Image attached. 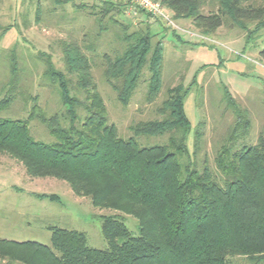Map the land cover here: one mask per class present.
Wrapping results in <instances>:
<instances>
[{"label":"trees","instance_id":"1","mask_svg":"<svg viewBox=\"0 0 264 264\" xmlns=\"http://www.w3.org/2000/svg\"><path fill=\"white\" fill-rule=\"evenodd\" d=\"M103 1L102 14L115 7ZM156 1L173 18L190 19L204 35L225 26L237 28L250 42L264 27V0ZM5 29L0 24V37ZM122 29L118 38L124 49L103 55L102 75L127 105L147 66L146 99L153 101L161 85V43H152L148 29ZM60 46L64 70L48 57L43 75L55 86L62 109L47 115L34 105L28 115L45 125L55 141L34 139L25 119L0 118V152L18 160L28 175L64 180L92 205L133 215L138 235L129 232L121 215H104V249L88 246L83 232L49 226L50 247L0 242V259L6 264H238L234 259L242 257L264 264V129L255 144L236 146L249 133L250 111L225 94L233 122L214 168L206 160L198 167L187 146L191 125L182 105L187 93L182 84L167 89L156 109L161 118L129 126L133 136L124 138L108 122L89 57L73 39ZM259 54L264 59V46ZM15 63L0 110L16 93ZM202 126L200 121L194 127V147ZM148 135H167L166 142L141 145L135 139Z\"/></svg>","mask_w":264,"mask_h":264},{"label":"rangeland","instance_id":"2","mask_svg":"<svg viewBox=\"0 0 264 264\" xmlns=\"http://www.w3.org/2000/svg\"><path fill=\"white\" fill-rule=\"evenodd\" d=\"M108 1L115 7L102 14L103 0H0V24L6 26L0 37V98L7 93L14 62L19 79L15 96L0 110V118L25 119L34 139L55 141L45 125L36 118L28 119V115L34 105L47 115L62 109L55 86L43 75L44 61L49 57L63 71L60 41L73 39L90 59L108 122L117 127L120 136H133L129 126L139 121L161 118L156 109L166 98L167 89L182 84L187 90L182 105L191 125L187 146L198 167L206 160L214 168L213 159L233 122L226 93L250 111L249 133L236 146L257 142L264 129V59L259 54L264 46V27L250 42L237 28L225 26L204 35L190 19L173 18L163 6L170 22L125 0ZM122 25L128 26L127 31L148 29L152 43H161V85L153 101L146 99L147 66L142 68L127 105L118 101L102 75L103 55L115 56L124 49L118 38L123 36ZM200 121L201 137L194 147L193 130ZM166 138L148 135L135 139L141 145H152L165 143ZM113 214L121 215L129 232L138 235L133 215L92 205L64 180L28 175L18 160L0 152V242L32 241L50 247L49 226H57L83 232L88 246L104 249L108 245L101 216ZM234 261L252 264L242 257ZM0 264L6 261L0 259Z\"/></svg>","mask_w":264,"mask_h":264},{"label":"built area","instance_id":"3","mask_svg":"<svg viewBox=\"0 0 264 264\" xmlns=\"http://www.w3.org/2000/svg\"><path fill=\"white\" fill-rule=\"evenodd\" d=\"M132 6L144 10L153 17H162L170 22L169 15L162 5L156 0H125Z\"/></svg>","mask_w":264,"mask_h":264}]
</instances>
